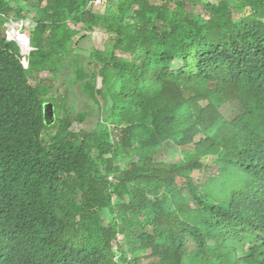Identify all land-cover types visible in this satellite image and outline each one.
I'll return each mask as SVG.
<instances>
[{"label":"trees","instance_id":"trees-1","mask_svg":"<svg viewBox=\"0 0 264 264\" xmlns=\"http://www.w3.org/2000/svg\"><path fill=\"white\" fill-rule=\"evenodd\" d=\"M94 2L0 0V264H264V0Z\"/></svg>","mask_w":264,"mask_h":264},{"label":"rangeland","instance_id":"rangeland-1","mask_svg":"<svg viewBox=\"0 0 264 264\" xmlns=\"http://www.w3.org/2000/svg\"><path fill=\"white\" fill-rule=\"evenodd\" d=\"M106 0H95L94 4H93V8L94 9H100L101 11H104V4H105ZM210 2L214 1V0H208ZM22 27H25L27 29V31L31 30V28L33 27V24L31 22V15L27 16V19L25 20V22H16V23H10L8 25V30L6 32L7 34V39L11 40H17L19 39L22 42V45L24 44L23 39H21V36L24 35L21 31ZM70 27L72 28L73 26L70 25ZM106 41H107V35L100 29L95 28V30L93 31V33L91 34L90 38L84 42H82V49L78 50L77 52L79 54H82L83 56H88L89 48L93 47L96 50L99 51H104L105 50V46H106ZM47 74L46 73H42L40 74L41 78L45 77ZM63 79L58 80L57 85L62 84ZM96 85V88L101 86V79L99 77H97L94 82ZM75 94L78 98V102H77V106L79 108H85L86 107V102L83 100L85 99L84 94L82 93L81 89L78 88V86H76L75 89ZM73 125L70 127V131L73 132H77L78 131V127L75 123H72ZM174 160L172 161H177V162H181L182 161V157L180 155H177L175 157H173ZM205 163L208 164V162L205 160ZM234 182V181H233ZM190 199V198H188ZM191 202V199H190Z\"/></svg>","mask_w":264,"mask_h":264},{"label":"water","instance_id":"water-1","mask_svg":"<svg viewBox=\"0 0 264 264\" xmlns=\"http://www.w3.org/2000/svg\"><path fill=\"white\" fill-rule=\"evenodd\" d=\"M25 39V43H26V47H28L29 49H31L29 46V40L27 38H24ZM44 122L47 124V125H51L54 120H55V114H54V110H53V106L52 104L48 103V104H45L44 105Z\"/></svg>","mask_w":264,"mask_h":264},{"label":"clouds","instance_id":"clouds-1","mask_svg":"<svg viewBox=\"0 0 264 264\" xmlns=\"http://www.w3.org/2000/svg\"><path fill=\"white\" fill-rule=\"evenodd\" d=\"M22 38H27L25 35H22L21 36ZM28 39V38H27ZM29 40V39H28ZM19 44V46L21 47V52H22V55H28L31 51V49H29L28 47H24L22 46V44L19 43V39L16 40ZM30 44V43H29ZM30 47V46H29ZM31 48V47H30Z\"/></svg>","mask_w":264,"mask_h":264},{"label":"bare ground","instance_id":"bare-ground-1","mask_svg":"<svg viewBox=\"0 0 264 264\" xmlns=\"http://www.w3.org/2000/svg\"><path fill=\"white\" fill-rule=\"evenodd\" d=\"M21 39H23L24 44L22 46H24L26 48V43H25V39L21 37ZM19 43L22 44V42L19 40Z\"/></svg>","mask_w":264,"mask_h":264}]
</instances>
